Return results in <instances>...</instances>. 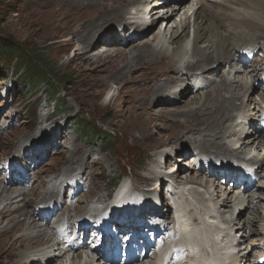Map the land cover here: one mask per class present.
Wrapping results in <instances>:
<instances>
[{
    "label": "rangeland",
    "instance_id": "obj_1",
    "mask_svg": "<svg viewBox=\"0 0 264 264\" xmlns=\"http://www.w3.org/2000/svg\"><path fill=\"white\" fill-rule=\"evenodd\" d=\"M46 1L47 0H0V41L3 42L7 40L19 44L26 53L24 58L30 59V62L35 64V69L40 70L39 74H41V78L45 77L47 82H49L43 84V80H39L36 87L26 89L23 85L18 84L20 77L26 73L24 71L25 67L21 65L22 63L24 64V62H20L22 61L21 58L16 60V57L13 55L5 59V61L2 59V63L0 62V185H2L1 183L3 182L5 186H9L8 192L17 188H23L21 200H18L13 205L15 206L16 204L25 202L28 212H31L33 209L34 211L35 209L38 211V205L41 202L55 198V204L52 203V207L45 208L54 210L52 215L48 218L49 222L56 220V225L64 222L65 218L71 215L70 220L72 225L69 227L68 224L62 225V231L68 228L63 233H59L61 237L70 241L76 239L74 224L77 220H75V216L77 217L81 214L86 215V211L83 212V210L86 209L85 206H87V204L92 205L93 209H91V211L95 212L97 209L103 208L107 203H118L115 205L117 208L116 210H133L136 215H139L138 212L141 209L143 212L147 211V213H149L148 209L144 208L146 202L152 207L156 203H159L163 206L162 209L164 208L163 212L167 214L159 219L160 222H155V224H163L161 221H165L167 218L170 219L178 213V206L180 203L188 211V203L191 202L190 200H192V198H195L194 196L196 194L199 196V194L204 195L206 192H209L208 194L211 195V199L210 201H205L207 207L215 206L216 210L219 211L221 215L223 214L220 219L222 222L220 220L219 222H221L223 226L238 224L235 226L234 232H232L231 235V240L236 243L234 244L240 245V248L237 246L236 251L246 249L250 251L246 257L254 255L255 249L250 247L259 243V240L264 237V229L262 230L261 227L262 220H264V206H257L259 211L256 210L253 205L255 203L253 198H248L247 196L248 194L250 195L254 192H258L259 194L255 196L264 198V141L263 143L261 141L264 140V124H260L261 127H258V132H255V129H249L247 125L245 129L247 135L244 132L241 135H234L233 133H239L246 118L252 116L257 118L256 115L264 109V103L260 101L261 96L264 95V83L257 82V80L254 81L252 78L254 76H252L248 69V66L256 59L260 60L262 57L261 48H258L261 42L257 43L256 49L253 51L254 55L251 57V60L248 61L247 67H243L241 61H235V68L239 69V74H233L234 72L231 69L233 66H230L231 64L219 65L218 71L214 75H211L209 71L201 75L200 70H194L193 72L197 76L196 82L198 81V83L195 82L196 85L194 84L192 86V82L189 81L190 85H187L189 91H187V94L184 95L180 102H174L179 100V96H176V93H174L164 97V102L165 100L173 101V103L167 105L168 107L164 108L161 104H154L152 107L153 112H157L156 110H159V108L176 109L179 107L177 109L184 110L187 108L184 107L182 103H184L186 99L188 100V98H191L190 95H196V99H194L195 103L191 104L190 107L197 106V101H200L201 104L203 100V95H199L197 92L200 86L199 84H201L203 79H214V83L216 84H219L220 79L225 78H227L228 81H233L234 85L231 87L226 85L224 89H222L221 94L226 96L232 95L233 93L237 94L238 98H232L230 101L235 100L234 105H236V107L240 106L241 108L234 111L233 117L226 123L225 127L228 132L224 134L225 138L218 140V145L227 147V149L233 153V156L231 154L223 155L221 150H216L215 152L213 149L210 152L211 154L198 153L199 150H193L192 144L187 139L188 136L194 135L202 139L205 133L202 132L199 134L197 131L192 133L189 132L190 130L182 132L184 133L183 136H185L184 139L181 135L173 136L174 138H171V142H169L166 147L162 146L158 149H147L148 142L145 141L142 144H137L133 142L134 136L132 137L131 135L132 133L135 137L137 136L136 138L140 136L139 132L133 128L134 121L132 115H134L135 111L132 108V95L135 94V88L155 85L157 82L163 83L169 76H173L176 77L175 79L177 80L172 84V86H175L173 89L176 92L186 85L181 76L183 69H179L178 72H176V70H171V72H157L156 75L161 76H159L158 80H154L152 78H154L155 72L146 74L145 70H148L147 68H137L131 72L134 81L126 85H123L121 82L110 80L107 78L106 73L97 72L91 66L87 69L88 65L82 59L74 57L75 45L69 46L63 52L60 50L54 51L55 46L59 45L61 42L62 44L64 43L65 37L60 33H57L56 36L52 38L44 39V34L42 35L37 32L39 21L41 20V22H44L47 18L45 14L43 15L44 7L41 6V4ZM143 1L146 2V0ZM148 1H151V3H149L150 5H148L149 9L157 2V0ZM188 1L190 3L192 0H182L181 4H186ZM162 8L163 5H159L158 9L160 13L165 12ZM181 8L182 6L176 11L177 13L175 12V14H173L171 20H167L169 21L167 25V21L161 23L162 19H157L152 25L151 28H160L162 32L163 38H161L159 43H155L158 44V48L161 45L163 47L167 46L168 34L171 28H175L177 25V19L182 13ZM138 9L142 10L143 8L139 6ZM188 13L190 14V11ZM150 15L140 21H137L136 16H130L127 17L125 21L133 27L144 22L150 24ZM118 25L116 21L107 23L102 27V29H104L103 32L106 33L108 30L113 32ZM141 27L145 29L144 25ZM118 32L119 31L116 32V36H118ZM111 34H108L107 38H110ZM119 35H121V33ZM122 35H124L123 32ZM130 38H133V41L129 42L130 45L140 44L141 41L146 39L142 34H131ZM56 40L57 42H55ZM260 40L263 41L262 38ZM129 43L126 44V46H129ZM101 46H106V48L99 49ZM203 46L202 48H204ZM112 47L114 46L111 45V47H109V45L105 44L103 41H97L96 44L89 49L86 57H95L97 53L103 52L109 54L110 51H112L111 49L116 48ZM3 53L7 54L6 51ZM167 53H169V51ZM5 56L6 55L3 54L0 55L2 58H5ZM69 60H72L70 62L71 64L68 63ZM202 65L205 66L206 63ZM19 67L20 69H18ZM258 70H260V68ZM39 74H35L34 76L39 77ZM205 76H207V78H205ZM17 77H19V80H17ZM97 77L101 78L100 84L96 83L94 86H89L88 81L91 82L92 79ZM26 81H29V79ZM213 87L214 86L210 84L207 89L203 90L202 94ZM170 89L172 92L171 85ZM120 91H122L121 95L118 96L110 106H107L111 96L114 95L116 97L119 95L118 92ZM166 93H168V91H166ZM174 95L176 98L173 97ZM55 100H57V102ZM144 116L143 120L150 124L151 131L155 136L162 135L159 136L160 140H165L169 132L162 128L161 125L163 122L150 121L147 115ZM217 118H220V116ZM82 119L87 122V126L84 129H80L76 123L77 120ZM179 119L182 121V118ZM223 119L224 117L220 118L222 121ZM168 122L170 121L168 120ZM91 132L92 134L97 133L100 136L96 138L91 135ZM253 133H257L259 138L261 136V139H258L259 143L258 140H255L251 143H247L245 149L239 148V146L242 145L240 138H248ZM205 137L210 136L206 135ZM77 147L80 149L78 153L74 151ZM160 151H165L167 156H164L163 159L157 156V161L153 163L151 155H158ZM71 154L74 157L72 160L70 159L66 162L65 160ZM191 156L194 157L191 159ZM189 158L191 160H196L195 164H193L194 167L188 166V163H191ZM254 158L261 161V168L259 167L258 169L257 165H254L255 162L252 161ZM166 160L169 161L167 165L164 163ZM10 162H13V167H15L17 171L24 174L26 181L20 184H9L8 164ZM15 162L16 164L20 163L22 166H20V164L16 166ZM209 162L216 164V166H218L219 163L229 164L231 165V167H229L231 170L234 171L238 169L236 172L242 168L241 171L245 173L239 174L238 178L244 175L245 179H248L250 185L255 184L252 192L250 193L244 190L240 184H234V179L224 177L223 173L222 175L219 174L218 176L215 175L211 177L210 171L212 167H210ZM66 163L68 165H70V163L72 164L71 173L68 172V174L61 176L65 168L68 167ZM83 165H85V168ZM164 166L179 167L182 171L179 173L183 176L182 183H185V179L189 180L190 177H192V179L195 178L196 184L194 183L186 187L184 184H176V188L181 187L180 189H182L184 187L186 188L185 190H191L190 192H195V194L191 193L187 195V191H184L185 194L182 193L183 191H177V194L174 193L169 195V191H171L170 188L175 185L170 186L171 184L164 179L160 181L159 186L157 185V181H151L149 177L158 178V176L155 175L158 173L160 175L159 170L163 169L162 167ZM80 167H82V169ZM256 170L258 171V176L255 175ZM74 178L76 181H74ZM172 178L173 177H171V179ZM213 182L214 186H212ZM55 186L57 188H54ZM173 188L175 189V187ZM52 190L58 193L57 196L52 194ZM223 193H225V195L221 197ZM226 196L228 198H225ZM131 199L132 203L128 204L127 201ZM223 199L224 202L225 199H227L226 203H229L230 206L226 207L223 203ZM174 200H179L176 202V206L172 203ZM252 200L253 202H251ZM104 201L106 203H104ZM144 201L146 202L144 203ZM240 201H242V204H240ZM139 204H142L139 206L140 208H138ZM4 205L5 203L3 201L0 202V209H2ZM73 205L76 206L73 207ZM192 205L200 213L203 212L199 210L200 206L196 200H192ZM124 207L128 209H123ZM33 213L32 211L30 214ZM40 214L42 215L41 212ZM87 215H89V213ZM141 215H143V213ZM260 216H263V218ZM202 217L203 214H200L199 220L202 221V219H200ZM157 218L159 217H156V219ZM20 219H25L24 223L27 224V215L21 216ZM230 219H233L231 224L228 223ZM89 220H91V218H89ZM147 220H150V222L154 224V220L151 217L147 218ZM178 220L180 221V219ZM0 221V227L6 223L4 219L0 218ZM193 222H196L194 218ZM164 225H166V223ZM197 225H199V223H197ZM243 226L244 229H242ZM46 232L48 236L49 233L54 234L53 229L50 227L47 228ZM245 235L247 237L243 240ZM58 241H60V239H58ZM89 243L90 242L86 243L87 247H89ZM63 244L65 243L63 242ZM26 255H29V253ZM3 256L4 255L0 256V264H11V262L5 257L3 258ZM21 256L24 257L25 255ZM49 257L51 259L45 262L41 259V255H38L37 259L34 256L33 259L36 260H33V262L29 264H43V262L44 264H59L61 260V264H70L72 258L70 254H65V256H63L64 258H53L52 252L49 253ZM28 259H30V257L25 258L26 261ZM88 262H91V264H101L91 258L86 260L83 258L81 261L76 260L74 264H85ZM226 262H228V260H226ZM118 263L120 262L115 261L114 264ZM245 264H247V262H245Z\"/></svg>",
    "mask_w": 264,
    "mask_h": 264
},
{
    "label": "bare ground",
    "instance_id": "obj_2",
    "mask_svg": "<svg viewBox=\"0 0 264 264\" xmlns=\"http://www.w3.org/2000/svg\"><path fill=\"white\" fill-rule=\"evenodd\" d=\"M149 3H151V1L148 0H146V2L143 0H47L45 3L41 4V6L44 7L43 15L45 14L47 16L46 21L41 22L40 20L38 23L39 26L37 28L38 31H36L39 34H44V39L52 38L53 36H56L57 33H60L63 37H65L64 43L62 44V42H58L59 45L54 47V51L60 50L63 52L69 46L75 45L76 48L74 57L82 59L88 65L87 69L90 68L89 66H91L97 72L106 73L107 78L110 80L114 82H121L123 85L134 81V77L131 76V72L137 68H147L148 70H145L146 74L155 72V76L152 78L154 80H158L159 76H161L156 75L157 72H171V70H176V72H178L179 69H183V72L181 71V76L186 85L176 92L173 89L175 86H172V84L177 80L175 79L176 77L173 76H169L163 83L157 82L155 85L135 88V94L132 95V108L135 111L134 115H132L134 121L133 128L139 132L140 136L139 138H136L137 136L135 137V135L131 133L132 137L134 136L133 142L142 144L146 141L148 142V148L146 146L147 149H158L162 146L166 147L168 143L171 142V138L173 136L181 135V137L184 139L185 136H183L184 133L182 132L190 130L189 132L192 133L194 131H197L199 134L202 132L205 133V135L203 134L204 136L202 139L195 137L194 135L188 136L186 133L188 136L187 139L192 144L191 146L193 147V150H199L198 153L202 152L209 154H211L210 152L213 149L215 152L216 150H221L223 155L231 154L233 156V153L227 149V147L218 145V140L221 138L224 139V134L228 132L227 128L225 127L226 123L229 122V120L233 117L234 111L241 108L240 106L236 107V105H234L235 100L230 101L232 98L237 99V94L233 93L229 96L221 94L222 89H224L226 85L230 87L234 85L233 81H228V79L225 78L220 79L219 84H216L214 83V79H203L197 89L199 95H203V100L201 104L200 101H197V106L190 107L191 104L195 103L194 99H196V95H190L191 98H188V100L186 99L184 103H182V105L187 108L184 110L177 109L179 107L176 109L159 108V110H156L157 112H153L152 107L154 104H161L164 108L168 107L167 105L173 103V101L165 100L164 102V97L174 93H176V96H179V100L174 102H180L184 95L187 94V91H189V87H187V85H190L189 81L192 82V86L196 82L197 76L194 74V70H200L201 75L208 73V71L211 75H214L218 71L219 65L231 64L230 66L233 67L230 68L234 72L233 74H239V69L235 68L236 59L241 58V53L243 51H247L248 53L252 52L253 55V51L256 49L257 43L260 42L261 45L258 48H261L262 57L260 60L256 59L250 66H248V69L250 70L249 72H251L252 76H254L252 77L253 80L261 82L263 78L262 76H264V0H192L190 3L188 1L186 4L182 5V8L187 7L186 12L190 11V14H184L182 25H179L178 27L177 24L175 28H171L168 34V41L166 42L167 46L163 47L161 45L159 48L157 47L158 44L155 43H159L161 38H163L161 29H158L157 27H151L157 19H162L161 23L171 20L173 14H175V12L180 8L179 5H181L182 0H157V2H155L150 9L148 6L150 5ZM159 5H163L162 10H165L164 13L159 12ZM139 6H141L143 9H138ZM148 15L151 17L150 24L144 22L133 27L131 24H127L125 21V19L130 16H136L137 21H140L143 18L145 19ZM113 21H116L119 24L118 27L116 26L113 32L108 30L106 33H104V29H102V27L105 24L111 23ZM168 23L169 21L166 22V25ZM143 25L145 29H142L141 26ZM117 31H119L118 36H116ZM122 32L124 35H122ZM120 33L122 36L119 35ZM108 34H111L110 38H107ZM131 34H142L146 39L140 42V44L142 43L141 45L139 43L130 45L129 42L133 41V38H130ZM261 38L263 41L260 40ZM97 41H103L105 44L109 45V47L112 45L114 46L112 48H116L111 49L112 51H110L109 54L103 52L97 53L95 57H86L89 49L93 47ZM55 42H57V40ZM128 43L129 46H126ZM202 46L204 48H202ZM101 48H106V46H101L99 49ZM168 51L169 53H167ZM71 61L72 60H69L68 63ZM203 63H206V65H202ZM247 65L248 62L246 60H242V66L247 67ZM259 68L260 70H258ZM205 78H207V76H205ZM100 81L101 78L97 77L92 79L91 82L88 81V83L89 86H94L96 83L100 84ZM196 83H198V81ZM210 84H212L214 87L210 90H206L205 93L202 94L203 90L207 89ZM170 85L172 87V92L170 91ZM166 91H168V93H166ZM121 92L122 91L118 92L119 95L116 97L112 95L107 106H110L113 101H115L116 98L121 95ZM175 95L173 96L174 98H176ZM260 101L264 103V95L261 96ZM260 113L256 115L257 118H254L253 116L246 118L244 120V124L239 130V133L234 132L233 134L241 135L243 132L245 133L247 125L249 129L252 128L255 129V132H258V127H261L260 124H264V120H260L261 116H263V113L261 115ZM144 115H147L150 121L163 122L161 125L162 128L169 132L165 140H160L159 136L162 135L157 136L158 138L155 136V134L151 131L150 124L143 120V117H145ZM218 116H220V118L224 117L223 121L220 120V118H217ZM179 118H182V121ZM168 120L170 122H168ZM245 134L247 135V133ZM206 135L210 137H205ZM240 139L243 146L241 145L239 148L245 149L247 147V143L261 139V136L259 138L257 133H253L248 138ZM261 141L263 143L264 140ZM74 151H76V153L80 152L79 147H77ZM157 156L163 159V157L167 155L165 151H160L158 155H151L153 163L157 161ZM73 157L74 156L71 154L65 161L67 162L70 159L72 160ZM193 157L194 156H191L190 158L192 159ZM193 161L194 160H191V162ZM252 161L255 162L254 165L256 164L258 169L259 167L261 168V161H258L256 158L252 159ZM164 163L167 165L169 161L166 160ZM71 165V163L70 165L67 164L68 167L65 168L64 172L62 171L63 173L61 176L68 174V172L72 170ZM209 165L212 167L210 171L211 177H214L215 175L218 176L220 172L223 173L224 177L237 176L236 171L238 169L235 171L231 170L229 168L231 165L229 164L219 163L218 166H216V164L209 162ZM20 166L22 165L20 164ZM83 166L85 168V165ZM188 166L194 167V165H191L190 162L188 163ZM80 168L82 169V167ZM240 170H242V168ZM180 171L181 169L178 167L177 170L171 174L172 176L168 177L169 179H171V177L175 179V188L176 184L179 183L184 184L185 187L194 183L196 184L195 178L192 179V177L189 179L190 182L184 178L186 182L182 183L183 176L181 173H179ZM8 172V177H10L9 184H20L21 182L26 181L24 174L20 171H17L15 167L8 169ZM255 175L258 176L257 170ZM149 178L151 181H160L159 176L158 178L156 177V179L153 177ZM236 180L237 179H235L234 184H237ZM74 181H76L75 178ZM166 181L168 182V180ZM1 184L0 202L3 201L5 205L2 207V209H0V218L4 219L6 223L0 227V256L4 255L3 258L5 257L11 262V264H29L33 262V260H36L38 255H41V259L46 262L48 259H51L49 257L50 252L53 253V258H59L65 256V254H70L72 256L70 264H74V261L76 260L81 261L83 258L85 260L89 259L88 257L82 255L85 252V248H83V246H85L89 240L96 242V236H93L89 232L88 237L83 238L81 244H79V240L81 239L82 232L78 233V237L74 240H65V238L61 237L59 233H63L70 225H72L70 220L71 215L70 217H66L64 222L55 225L56 220L49 222V219L40 216L38 213H35L37 212L36 209L35 211L34 209L32 210L34 215L30 214L32 211L28 212L26 210L25 202L16 204L15 206L13 205L18 200H21L20 198L23 195V188H17L11 192H8L10 187L7 185L5 186L3 182ZM240 185L244 190H247L250 193L255 187V184L249 185L247 182H243ZM212 186H214V182L212 183ZM54 188L57 187L55 186ZM185 189L186 188L183 187V194H185L184 191H187ZM174 190L175 189L173 188V191ZM190 191H187V195L191 193L195 194V192L193 193ZM52 192L53 195L57 196L58 193L55 190H52ZM174 193L177 194V192ZM208 193L209 192H206L204 195L199 194V196L196 194L194 196L196 199L192 198V200H196V202L199 204V210L203 211L202 213L194 208L192 205V200H190L191 202L188 203V211L180 203L178 206V213H176V215L170 219L167 218V220H165L166 225H164V223L155 224V222H160L159 219L167 214L163 212V206H161L159 203H156L152 207L148 202H146L147 200L144 201V203L146 202L144 208H147L149 213H147V211L143 212L141 209L138 212V216L132 217H142L141 221L139 222H136L134 219L132 220L130 217L120 218L117 216L118 213H113L108 216V224L115 230L116 235H118L117 239L119 238L120 241L123 239L125 232L135 229L138 230V234H143L145 231H147L153 236L154 234L159 237L163 236L161 242L167 246H170V253L168 254L160 255L158 253H152L149 255V251H151V243L153 246H155L159 242H155L154 239L145 238L142 240L144 241L142 243L144 245L149 244L150 246L148 245L147 249L142 247V250H145L142 255L137 254V252L133 249L128 254L129 257L126 259L125 264H162L164 261L163 256H169V258H173L174 256L172 254L175 251L177 255L185 252L191 253V256H189L188 260L192 264H216V261H218L220 264H244V259L250 251H247L246 249L236 251L237 246L240 248V245H235L236 243L231 240V234L234 232V228L238 224L223 226L221 223L222 221L220 220L223 214L221 215V213L216 210L215 206L207 207L205 200L210 201L211 199V195ZM256 194L259 193L254 192L253 194H248L247 197L253 198L255 202L253 205L256 210H258L257 206H264V198L255 196ZM224 195L225 193H223L221 197ZM225 198L228 197L226 196ZM253 200L251 202H253ZM177 201L179 200H174L172 202L174 206H176ZM226 202L227 199H225V202L223 199L225 206H230V204ZM52 203H55V198L48 201H43L39 205L42 207H47L50 205V207H52ZM127 203L131 204L132 199L127 201ZM240 204H242V201H240ZM141 205L142 204H139L138 208H140L139 206ZM75 206L76 205H73V207ZM85 207L86 209L83 210V212L86 211L87 214L89 213L90 217H93L94 212L91 211V209H93L92 205L87 204ZM142 213L143 215H141ZM87 214H81L77 217L75 216V219L78 218L87 220L85 218ZM200 214H203V217L200 218L203 222L199 220ZM23 215H27V224L24 223L25 219H20V217ZM149 217L152 219L153 217L159 218L153 219L155 222L152 224L150 220H147ZM192 217L196 222H193ZM261 218H263V216ZM118 219H124L125 221L122 225H119L117 221ZM178 219H180V221ZM219 220L221 222H219ZM232 221L233 219H230L228 223L231 224ZM262 221L261 227L264 229V220ZM62 223L63 225L68 224V227L64 231L61 229ZM136 223H140V225L136 226ZM197 223H199V225H197ZM93 225L94 221L92 222L90 229H93ZM24 226L25 228L23 229ZM48 227L53 229L54 234L49 233L48 236L46 232ZM161 229L165 230V232H159ZM242 229H244V226ZM121 231L125 232L121 234ZM174 235H177L178 239H173ZM139 236L140 235H136L131 239L141 242L139 241ZM246 237L247 236L245 235L243 240H245ZM58 239H60V241H58ZM63 242L66 245L63 244ZM137 242H135L136 246L138 245ZM220 247L223 248L224 253L220 252ZM255 247L257 249V246H252L250 248ZM206 248H209L208 254ZM163 250L169 251V247ZM28 253L29 255H26ZM222 254H224V256H222ZM21 255H25L26 257H22ZM34 256L36 259H33ZM29 257L30 259L26 261L25 258ZM226 260H228V262H226ZM98 262L105 264V262L109 261L103 262L100 260ZM61 263L62 260L59 264ZM88 263L91 264V262Z\"/></svg>",
    "mask_w": 264,
    "mask_h": 264
},
{
    "label": "trees",
    "instance_id": "obj_3",
    "mask_svg": "<svg viewBox=\"0 0 264 264\" xmlns=\"http://www.w3.org/2000/svg\"><path fill=\"white\" fill-rule=\"evenodd\" d=\"M6 51L7 54H4L3 52ZM6 55L5 58L0 57V62L2 63V59H7L10 58L11 56H15L16 60L21 58L22 61H20L21 63L24 62V64L22 63L21 65H23V67H25V75L20 77H17L18 84L23 85L24 88L29 89L31 87H36V85L39 83V80H43V84H47L49 82H47V79L41 78V74H39L40 70L35 69V64L30 62V59L28 58H24L26 53L25 51L22 49V47L19 44H15L11 41H7L4 40L3 42L0 41V55ZM20 65V67H21ZM20 67L18 69H20ZM35 74H39V77L34 76ZM27 79H29V81H26ZM52 94V93H51ZM54 95V94H52ZM57 102V100H55ZM77 126L80 127V129H84L87 126V122H85L83 119L82 120H77ZM88 135V134H87ZM86 135V136H87ZM92 136H95L96 138L99 137L100 135L96 134H92Z\"/></svg>",
    "mask_w": 264,
    "mask_h": 264
}]
</instances>
